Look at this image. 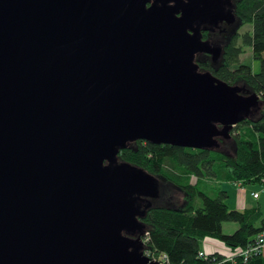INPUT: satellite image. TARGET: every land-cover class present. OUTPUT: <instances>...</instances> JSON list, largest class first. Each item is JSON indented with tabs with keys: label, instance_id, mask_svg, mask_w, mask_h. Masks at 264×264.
<instances>
[{
	"label": "water",
	"instance_id": "obj_1",
	"mask_svg": "<svg viewBox=\"0 0 264 264\" xmlns=\"http://www.w3.org/2000/svg\"><path fill=\"white\" fill-rule=\"evenodd\" d=\"M157 2L0 0V264H158L157 180L119 150H209L260 107L199 70L205 0Z\"/></svg>",
	"mask_w": 264,
	"mask_h": 264
},
{
	"label": "trees",
	"instance_id": "obj_2",
	"mask_svg": "<svg viewBox=\"0 0 264 264\" xmlns=\"http://www.w3.org/2000/svg\"><path fill=\"white\" fill-rule=\"evenodd\" d=\"M243 27L249 30L242 34ZM235 34L238 42H229L216 63L198 57L195 62L201 72L240 87L241 94H257L259 104H264V0L240 3ZM248 47L252 60L260 64L258 72L239 62ZM217 144L209 150H193L133 141L119 150L113 166L130 165L158 182L157 198L139 219L141 231L147 233L144 249L156 258L165 255L169 264H231L223 263L225 258L218 253L198 257L203 240L217 239L232 250H242L264 233V216L258 206L230 212L223 204L226 193L220 190L221 183L242 188L258 184L264 189V112L242 119L230 132V139L219 137ZM175 193L178 197L172 200ZM179 195L178 207L173 203ZM223 221L235 222L238 228L223 235ZM262 254L246 264H264V250Z\"/></svg>",
	"mask_w": 264,
	"mask_h": 264
},
{
	"label": "flooded vegetation",
	"instance_id": "obj_3",
	"mask_svg": "<svg viewBox=\"0 0 264 264\" xmlns=\"http://www.w3.org/2000/svg\"><path fill=\"white\" fill-rule=\"evenodd\" d=\"M242 1L244 0H205V3L211 7L212 11L203 22L196 21L193 25V30L197 32L200 42L206 44L209 53L205 52L196 57L210 59L213 63H216L224 54L223 51L226 49L227 44L231 41H236L235 29ZM153 5L159 6L160 2H157V0H147V9ZM170 5H173V3H170ZM148 202L149 200H143L139 204L141 210L146 208ZM137 231H131L130 235H135Z\"/></svg>",
	"mask_w": 264,
	"mask_h": 264
},
{
	"label": "rangeland",
	"instance_id": "obj_4",
	"mask_svg": "<svg viewBox=\"0 0 264 264\" xmlns=\"http://www.w3.org/2000/svg\"><path fill=\"white\" fill-rule=\"evenodd\" d=\"M247 30H249V27L243 28L241 33H245ZM244 54L239 58V62L242 64H245L247 66H251L252 71L253 72H258L259 68H260V64H258L257 62H254L252 60L251 57V52L249 47L244 49ZM251 93V92H250ZM249 93V94H250ZM243 96H248L246 93L242 94ZM260 103V101H259ZM260 105V104H259ZM254 113L259 112L261 113V111L264 112V104L261 103L260 107H258L257 109L253 110ZM191 181L192 178H190ZM158 183V182H157ZM156 183V185H157ZM220 190L223 191L224 193H226V199L223 201L224 206L230 211H237V210H241L240 209V203L242 201H245L246 203H248V205H252L253 207L257 206L258 203L263 206L264 208V189L259 186L258 184H254V185H248L245 187H241L239 184H226V183H221L220 185ZM176 190V189H175ZM178 192V190H177ZM256 192L258 194V196H260V198L258 200H252L251 197V193ZM178 195L173 194L172 196V200L177 199ZM182 201V196L179 195V198L177 201H175V206L180 205ZM162 205H168V203H165V201H161ZM264 211V209H263ZM222 226V233L223 235H231L234 233V231L238 228V225L234 222H227V221H223V223L221 224ZM142 241V240H141ZM206 248L207 250H213L215 248V250H218L219 252L225 254L228 252V248L219 241L217 239H211V238H206L203 240L201 248L202 251L204 248ZM161 260V259H160ZM160 260H158L160 262Z\"/></svg>",
	"mask_w": 264,
	"mask_h": 264
},
{
	"label": "built area",
	"instance_id": "obj_5",
	"mask_svg": "<svg viewBox=\"0 0 264 264\" xmlns=\"http://www.w3.org/2000/svg\"><path fill=\"white\" fill-rule=\"evenodd\" d=\"M253 199L258 197L257 193H254L252 196ZM142 240V245H143V254L146 258L150 259V261H154L158 264H169L167 258L165 255H160V257H155L150 250L144 249L146 246L145 244L148 242L147 240V233H145L144 236L141 237ZM224 246V245H223ZM228 248V252L223 254L219 252L218 250H210L209 253H206V251L199 252L198 257L203 258L206 257L207 255L218 253L219 255L223 256L225 260L223 263L228 262L231 264H236V260L239 259L241 260L242 264H246L251 258L257 257V255H263L262 251L264 250V233H260L258 236H256L255 240L247 245L246 249H239L236 248L235 250ZM161 259V260H160ZM160 260V262L158 261Z\"/></svg>",
	"mask_w": 264,
	"mask_h": 264
},
{
	"label": "crops",
	"instance_id": "obj_6",
	"mask_svg": "<svg viewBox=\"0 0 264 264\" xmlns=\"http://www.w3.org/2000/svg\"><path fill=\"white\" fill-rule=\"evenodd\" d=\"M237 185V184H236ZM256 193V192H254ZM254 193H251V197L254 195ZM260 198V196H258L256 199L252 197V200H258ZM240 203V209L241 210H244L245 208H255V207H259L260 208V212L263 213V216H264V211H263V206H261L259 203L257 206L253 207L252 205H248V203H246L245 201H242V202H239ZM240 210V211H241ZM204 248V247H203ZM203 251H206V253H209V250H207L206 248L203 249Z\"/></svg>",
	"mask_w": 264,
	"mask_h": 264
},
{
	"label": "bare ground",
	"instance_id": "obj_7",
	"mask_svg": "<svg viewBox=\"0 0 264 264\" xmlns=\"http://www.w3.org/2000/svg\"><path fill=\"white\" fill-rule=\"evenodd\" d=\"M213 63V62H212ZM214 64V63H213Z\"/></svg>",
	"mask_w": 264,
	"mask_h": 264
}]
</instances>
